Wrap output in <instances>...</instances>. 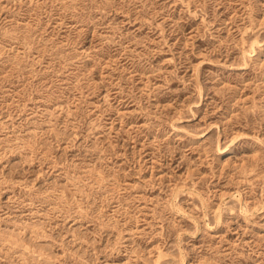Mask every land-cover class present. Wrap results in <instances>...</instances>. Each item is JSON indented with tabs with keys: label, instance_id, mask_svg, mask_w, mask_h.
Instances as JSON below:
<instances>
[{
	"label": "rangeland",
	"instance_id": "obj_1",
	"mask_svg": "<svg viewBox=\"0 0 264 264\" xmlns=\"http://www.w3.org/2000/svg\"><path fill=\"white\" fill-rule=\"evenodd\" d=\"M0 264H264V0H0Z\"/></svg>",
	"mask_w": 264,
	"mask_h": 264
},
{
	"label": "bare ground",
	"instance_id": "obj_2",
	"mask_svg": "<svg viewBox=\"0 0 264 264\" xmlns=\"http://www.w3.org/2000/svg\"><path fill=\"white\" fill-rule=\"evenodd\" d=\"M252 48V47H251ZM250 57V56H249Z\"/></svg>",
	"mask_w": 264,
	"mask_h": 264
}]
</instances>
